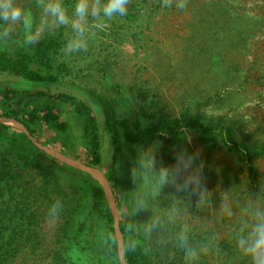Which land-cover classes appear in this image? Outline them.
I'll use <instances>...</instances> for the list:
<instances>
[{
    "label": "rangeland",
    "instance_id": "1",
    "mask_svg": "<svg viewBox=\"0 0 264 264\" xmlns=\"http://www.w3.org/2000/svg\"><path fill=\"white\" fill-rule=\"evenodd\" d=\"M44 2L27 0L37 22ZM179 2L129 0L127 16L94 28L89 50L71 57L63 52L66 29L44 34L40 42L62 44L57 62L67 68V76L56 84L28 86L0 73V91L67 94L87 104L97 123L101 157L94 171L83 168V122L69 106L57 104L60 120L68 125L64 135L37 123L36 140L27 130L0 123L11 127L0 129V159L12 163L25 216L35 211L32 224L19 235L8 236L7 230L0 235V264H127L123 239L135 242L137 264H185L176 246L182 229L190 243L208 247L199 264H250L234 235L242 219L253 222L242 213L246 206H264V0H183V9ZM75 3H68L69 14ZM25 37L19 36L20 45L29 48ZM4 44L0 49L10 52L11 45ZM95 96L111 101L133 131L175 121L183 113L203 128L180 126L135 141L120 134L115 144ZM48 103L36 101L39 107ZM31 140L67 157V163ZM36 149L43 153L40 164L23 165L26 156H37ZM148 150L157 169L179 168L181 179L192 175L200 182L198 191L208 193L201 206L191 203L195 197L165 185L148 209L133 216L132 201L147 191V183L134 182L132 169ZM69 186L100 188L101 209L112 222L93 210L91 196L72 207ZM56 201L62 207L53 219L49 210ZM157 217L160 227L146 235V225ZM129 224L136 226L130 230Z\"/></svg>",
    "mask_w": 264,
    "mask_h": 264
},
{
    "label": "trees",
    "instance_id": "2",
    "mask_svg": "<svg viewBox=\"0 0 264 264\" xmlns=\"http://www.w3.org/2000/svg\"><path fill=\"white\" fill-rule=\"evenodd\" d=\"M61 46L62 44L56 39H49L33 44L29 48H16L12 52L0 51V73L35 84H56L64 75L67 76V68L63 63L57 62ZM39 98L48 99L49 103L39 107L36 105V101ZM94 98L103 115L104 126L111 134V140L115 144L119 142L120 134L127 141H135L164 130L173 131L180 126L194 129L203 128V125L194 120L190 114L183 113L175 121H163L151 128L133 131L125 120H121L118 117L111 101L97 96ZM57 104L69 106L83 122L82 138L87 145L84 165L90 168L100 167V141L97 123L87 104L77 101L74 97L67 94L47 95L42 91L29 92L11 88L0 91V117L17 121L36 140L39 136L35 129L37 123H42L52 131L62 135L67 133L68 125L60 120L56 112ZM0 129L7 131L11 130V127L0 125ZM18 134L19 136H24L22 133ZM39 142L46 146L45 143ZM36 153V157L26 156V161H24L23 165L40 164L41 160L38 157L43 155V153L37 149ZM61 153L64 154L63 152ZM51 161L53 163L56 162L54 160ZM12 174L14 175L12 163L8 159H0V235L7 230L9 231L8 236H17L23 230L25 224L27 226L32 224L35 211H32L30 216H25L26 213L22 210L19 202L22 193L19 192L17 185H15ZM53 179L54 177L52 176L49 182ZM107 180L109 183L114 182L112 176L107 177ZM68 191L72 207L77 206L79 202L91 196L94 201L93 210L99 213L108 223L112 222L107 211H102L101 209V204L104 205L105 200L104 193L100 188L69 186ZM120 231L124 236L123 226H120ZM123 248L125 262L127 264H137L135 251L129 247L125 239H123ZM112 254L117 256L116 243L113 245Z\"/></svg>",
    "mask_w": 264,
    "mask_h": 264
},
{
    "label": "clouds",
    "instance_id": "3",
    "mask_svg": "<svg viewBox=\"0 0 264 264\" xmlns=\"http://www.w3.org/2000/svg\"><path fill=\"white\" fill-rule=\"evenodd\" d=\"M129 0H76L71 14L63 0H45L40 5L41 14L38 22L30 15L27 0H0V41L11 40L13 33L18 29L27 32L25 43L28 45L40 42L44 34H54L64 28L69 35L63 48L65 56L71 57L89 50L93 29L104 27L107 21L122 18L128 14ZM180 9L185 8L183 0L177 4ZM143 158L138 156L136 166L132 169L134 182L147 183V191L138 193L132 201L133 216L138 209H148L151 198L161 192L165 185H173L177 192H186L195 197L191 201L194 206H201L208 193L199 190L200 182L192 175L180 178V169L160 167L157 169L156 160L152 151L141 152ZM195 185L193 188L192 186ZM191 189V191H189ZM177 203L180 197H176ZM257 200L259 197L256 198ZM62 204L56 201L49 210V216L55 219ZM243 215L253 220L248 223L241 221L236 230L234 239L238 251L249 258L250 264H264V206H246ZM232 215L231 210L228 212ZM161 225V218L157 217L145 227L146 235H150ZM135 224H129L133 230ZM176 246L185 264H199L202 253H206V244L199 246L189 242L187 229H182L176 236ZM130 248H135V242H130Z\"/></svg>",
    "mask_w": 264,
    "mask_h": 264
},
{
    "label": "water",
    "instance_id": "4",
    "mask_svg": "<svg viewBox=\"0 0 264 264\" xmlns=\"http://www.w3.org/2000/svg\"><path fill=\"white\" fill-rule=\"evenodd\" d=\"M0 123H3V124H10V125H14V126H17L18 128H20L21 130L25 131L26 132V129L24 128L23 125H21L20 123H18L17 121L13 120V119H7V118H1L0 117ZM39 149L41 150H44L45 152H47L49 155H51L52 157L54 158H59V160L67 163V157L65 156H62L50 149H47L45 147H43L41 144H38L36 143L34 140H31ZM71 161V160H70ZM83 168H85L87 171H94V169L90 168V167H87V166H84L83 165ZM119 246L122 247V242L119 244Z\"/></svg>",
    "mask_w": 264,
    "mask_h": 264
},
{
    "label": "crops",
    "instance_id": "5",
    "mask_svg": "<svg viewBox=\"0 0 264 264\" xmlns=\"http://www.w3.org/2000/svg\"><path fill=\"white\" fill-rule=\"evenodd\" d=\"M72 1V0H71ZM68 3H70V0H67V7H69L68 6ZM0 31H2V27H0ZM22 35H27V32H26V30H24V29H18L15 33H13V37H12V41L11 40H7V41H0V42H4L5 44V46H6V44H10L11 45V51L10 52H12L14 49H16V48H24V47H22V45H20V40H19V36H21L22 37ZM23 39V38H22ZM1 44H3V43H1ZM12 44H16V45H12ZM19 44V45H18ZM0 51H3V52H5L6 50L5 49H0ZM17 79V78H16ZM18 80H20L21 81V84H23V85H28V86H38V85H44V84H35V83H31V82H28V81H24V80H21V79H18ZM11 126H14V125H11Z\"/></svg>",
    "mask_w": 264,
    "mask_h": 264
}]
</instances>
